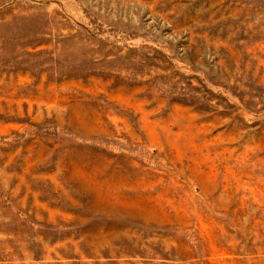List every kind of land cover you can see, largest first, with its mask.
<instances>
[{
  "label": "rangeland",
  "instance_id": "obj_1",
  "mask_svg": "<svg viewBox=\"0 0 264 264\" xmlns=\"http://www.w3.org/2000/svg\"><path fill=\"white\" fill-rule=\"evenodd\" d=\"M0 264H264V0H0Z\"/></svg>",
  "mask_w": 264,
  "mask_h": 264
}]
</instances>
